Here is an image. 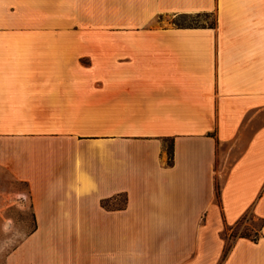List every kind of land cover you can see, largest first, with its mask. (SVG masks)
<instances>
[{
  "label": "crops",
  "instance_id": "0c3cea01",
  "mask_svg": "<svg viewBox=\"0 0 264 264\" xmlns=\"http://www.w3.org/2000/svg\"><path fill=\"white\" fill-rule=\"evenodd\" d=\"M2 180L3 264H264V0H0Z\"/></svg>",
  "mask_w": 264,
  "mask_h": 264
},
{
  "label": "rangeland",
  "instance_id": "374dc122",
  "mask_svg": "<svg viewBox=\"0 0 264 264\" xmlns=\"http://www.w3.org/2000/svg\"><path fill=\"white\" fill-rule=\"evenodd\" d=\"M174 20V19H173ZM175 22L178 24H198V23H213V17L211 16H191V17H179L175 19ZM237 149L232 150L234 153ZM235 154L229 156V161L233 158ZM9 182L1 181L0 182V191L5 193L9 191ZM17 188L25 189V186L22 184H17ZM124 202L123 197H119L117 202L110 203V205L122 204ZM5 219L3 216H0V264H3L9 251L15 246V242H19L26 233H28L33 224L31 222V215L29 212L24 213L21 208L18 206L9 207L8 210L4 213ZM8 218L15 220L14 223L8 224ZM251 218V217H250ZM7 219V220H6ZM260 226V222L256 219H249L247 222H241L240 224L235 225L234 227L226 230L224 236L227 242V245L232 242L234 237L239 234H250L254 235L255 230Z\"/></svg>",
  "mask_w": 264,
  "mask_h": 264
},
{
  "label": "trees",
  "instance_id": "16d2710c",
  "mask_svg": "<svg viewBox=\"0 0 264 264\" xmlns=\"http://www.w3.org/2000/svg\"><path fill=\"white\" fill-rule=\"evenodd\" d=\"M169 158H170V162H171V151H169ZM102 205L104 207H106L107 209H112L114 207L113 205H110L109 200H104L102 202ZM260 227H261V223H260L259 228L257 230H255L254 235H252V236L250 234H245V233L239 234L238 236H240V237H247V238H250L251 240H256L258 238V235H259ZM230 247H231V243L228 244V245L227 244L225 245V249H224V252H223L222 260H224L225 257L227 256Z\"/></svg>",
  "mask_w": 264,
  "mask_h": 264
}]
</instances>
